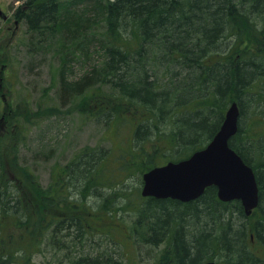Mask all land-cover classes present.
Returning a JSON list of instances; mask_svg holds the SVG:
<instances>
[{"label": "trees", "instance_id": "obj_1", "mask_svg": "<svg viewBox=\"0 0 264 264\" xmlns=\"http://www.w3.org/2000/svg\"><path fill=\"white\" fill-rule=\"evenodd\" d=\"M15 1L23 2L15 16L35 33L34 40L55 45L61 36L59 43L72 41L81 58L92 47L103 52V61L73 83L66 77L71 61L65 56L62 93L84 97L82 112L98 120L121 127L129 119L134 134L129 159L119 158L112 170L115 181L105 173L112 152L86 148L57 171L55 185L47 189L29 170L18 169L23 189L8 182L0 147V264L22 258L30 263L49 237V242L61 237L86 254L78 264H113L89 252L95 238L88 228L99 214L118 224L122 210L134 212L136 230L147 244L165 245L164 264H264L254 247L264 248V135H254L253 124L242 126L247 112L264 117V108H257L264 100V0H85L82 10L76 1ZM105 87L120 100L118 109H126L123 116L114 105L95 100V88ZM234 102L241 119L230 146L253 168L260 189V205L251 217L239 201L222 202L215 187L190 203L143 198L140 187L129 190L135 171L143 176L203 149ZM9 222L32 239L31 248H6ZM111 230L106 234L115 239Z\"/></svg>", "mask_w": 264, "mask_h": 264}, {"label": "rangeland", "instance_id": "obj_2", "mask_svg": "<svg viewBox=\"0 0 264 264\" xmlns=\"http://www.w3.org/2000/svg\"><path fill=\"white\" fill-rule=\"evenodd\" d=\"M64 1H76L79 10L84 9L86 4L85 0ZM22 4V1L0 0V6L8 16L6 20L0 18V147L6 180L17 182L19 189H23L17 180L18 169H22V172L29 170L47 189L55 185L59 174L57 171L76 162L82 151L103 147L112 152L106 166V176L115 181L112 170L117 169V160L124 157L125 160L129 159L125 155L133 146L134 128L131 122L123 119L121 127H118V123H106L104 118L98 120L92 113L82 112V106L88 100L65 96L61 89L62 60L65 56L71 61L70 65H66V77L73 83L80 81L103 61V52L92 47L89 55L81 58L79 53H75L77 49L72 41L59 43L61 36L56 37L55 45L53 40L42 44L40 38L34 40L35 33L15 16ZM102 25H97L100 35H104ZM95 90V100H105L106 104L118 109L120 100L115 99L106 87ZM258 104V109L264 108V100ZM93 109L88 107L89 111ZM118 111L123 116L126 109L121 107ZM257 114L247 112L242 126L247 130L253 124L256 127L254 135H264V120H261L264 117H256ZM258 140L254 141V145L258 144ZM251 157L255 163L253 153ZM156 161L162 163L164 158L158 156ZM134 174L127 182L129 190L138 187L142 190L143 184L139 179L142 173L135 171ZM119 216L118 224L103 214L94 216L96 220L91 218L88 229L95 240L88 247L89 252L93 255L100 253L104 261L113 264H164L161 258L165 245L156 247L144 241L140 229L136 230V216L131 210H122ZM111 228V235L115 234V239L106 234ZM4 233L8 250L32 247V239L24 236L22 229H15L11 222L6 224ZM49 240L50 237L41 252L32 256L30 263L22 258L14 264H78L77 259L86 255L61 237H56L54 242ZM63 245L71 249L64 250ZM254 247L257 254L263 257L262 245L255 243Z\"/></svg>", "mask_w": 264, "mask_h": 264}, {"label": "water", "instance_id": "obj_3", "mask_svg": "<svg viewBox=\"0 0 264 264\" xmlns=\"http://www.w3.org/2000/svg\"><path fill=\"white\" fill-rule=\"evenodd\" d=\"M0 17L7 19L1 6ZM239 118V107L233 103L220 130L205 149L189 159L169 162L143 175L142 196L190 203L214 186L221 201H240L246 215L251 216L260 204L257 178L253 169L230 147V141L239 131Z\"/></svg>", "mask_w": 264, "mask_h": 264}]
</instances>
